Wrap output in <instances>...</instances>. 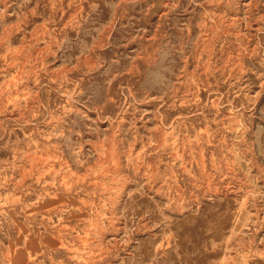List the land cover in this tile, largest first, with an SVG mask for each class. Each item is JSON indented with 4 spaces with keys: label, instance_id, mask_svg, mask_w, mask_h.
<instances>
[{
    "label": "rangeland",
    "instance_id": "obj_1",
    "mask_svg": "<svg viewBox=\"0 0 264 264\" xmlns=\"http://www.w3.org/2000/svg\"><path fill=\"white\" fill-rule=\"evenodd\" d=\"M0 264H264V0H0Z\"/></svg>",
    "mask_w": 264,
    "mask_h": 264
}]
</instances>
